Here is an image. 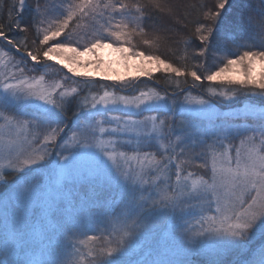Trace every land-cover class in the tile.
<instances>
[{
	"label": "snow or ice",
	"instance_id": "1",
	"mask_svg": "<svg viewBox=\"0 0 264 264\" xmlns=\"http://www.w3.org/2000/svg\"><path fill=\"white\" fill-rule=\"evenodd\" d=\"M0 186V264H264V0H0Z\"/></svg>",
	"mask_w": 264,
	"mask_h": 264
},
{
	"label": "rangeland",
	"instance_id": "2",
	"mask_svg": "<svg viewBox=\"0 0 264 264\" xmlns=\"http://www.w3.org/2000/svg\"><path fill=\"white\" fill-rule=\"evenodd\" d=\"M141 47L143 48V46H141ZM100 54L103 57V60L105 61V68L103 69V72L101 74L107 73L108 75H111L113 77H116L118 75L127 76L129 74H132V75L136 74L137 69H136V67H134V65L139 64L140 61H137V60L130 61V64L133 66L125 67V64L120 59L119 55L117 53L113 52L111 49H103ZM90 58H92V57L89 54H85V56L83 57L84 60H88ZM90 71L92 72L93 75H95V70H90ZM155 74H160V73H155ZM56 78H59V77H56ZM193 96H198V95L193 94ZM181 99H182V97H181ZM216 107L220 112H228V111L232 110V108H234L235 106L234 105L233 106H225V105H221V104H216ZM145 115H148V114L145 113ZM69 192H72L74 195L77 196L78 199L83 201V193L77 191L76 189H72L71 184H69L68 189H65L62 193H57L53 189L45 188V191L42 193V196L44 197V199L41 201V205L42 206L45 205L50 196L51 197H58V196L67 197V199H65V204L67 206V212L65 215V219H68L69 214L74 212V210L69 212V210H70L69 208L71 205H68L67 200L72 199V197L68 195ZM117 203H118V200L116 202H113L112 200H108L107 206L109 207L111 212L113 210L117 209ZM79 205H81V204H79ZM92 219L94 220L95 218H92ZM168 230L169 229H164L163 224H161V225H159L158 231L154 234V236L160 235L159 238H160L161 242H159L158 245H159V251L161 254H163L166 251L165 240H167L168 238L166 239L167 234L164 232L168 233ZM0 232H2V226H0ZM88 234L91 235L92 233H88ZM80 238L83 239V237H80ZM152 240H153V237H149L147 241L140 240L136 245V251L139 252L140 248L146 242L150 243ZM70 252H71V249L68 250V253H70ZM147 254H148V252H147ZM50 258H53V257H50L48 252L42 251L41 255L37 259L43 260V259H50ZM56 258H59V257H56ZM69 258H70V256L68 254H65L63 257V259H66V260ZM153 258H159V257H157L155 255V253H153Z\"/></svg>",
	"mask_w": 264,
	"mask_h": 264
},
{
	"label": "trees",
	"instance_id": "3",
	"mask_svg": "<svg viewBox=\"0 0 264 264\" xmlns=\"http://www.w3.org/2000/svg\"><path fill=\"white\" fill-rule=\"evenodd\" d=\"M172 2L173 3H178V4H181V5H187V4H190V3H195L196 2V0H172ZM214 2V0H207V3L209 4V6H211V4ZM184 9H182V11H183ZM30 40L32 39V36L30 35ZM142 46V45H141ZM160 52H161V54H169L168 53V50H167V46H162L161 47V49H160ZM155 76L156 77H158V78H160L161 80H163V75L160 73V74H155ZM142 80H146V78H142ZM149 83H151L150 81H149ZM193 94H195V95H200L201 93H200V91L199 90H193ZM215 103L216 104H221V105H225V106H233V103L232 102H230V101H226V100H222V99H217L216 101H215ZM235 106V105H234ZM147 114H149V113H147ZM7 192H8V189H7V187L6 186H0V197H4L6 194H7ZM79 204H81V205H79ZM72 205H74L75 206V209L72 207ZM72 205L70 206V210H69V212L70 211H73V210H79L80 208H85V218L86 219H92V218H96L97 216H99V215H103V214H105V213H107V214H110L111 213V210L109 209V207L106 205V207L105 208H96V207H91V206H89V205H85L84 203H83V201H81L80 199H73V201H72ZM164 226V225H163ZM170 225H169V227L168 228H165L164 227V229H169L168 230V233L167 232H164V233H166L167 234V236H166V239L167 240H165V242L167 243L168 241H169V238H170ZM160 236V235H159ZM159 236H154V238H155V240L156 241H158V244H159V242H161L160 241V238H159ZM147 243V242H146ZM146 243L140 248V250L141 249H143V255H141V256H139L138 258H140V259H143V258H145V257H148V258H153V255L152 256H149L148 254H149V252H151L152 251V249L151 248H148V247H146L145 245H146ZM150 243H153V240L150 242ZM156 244H154L153 243V247H156L155 246ZM41 252H42V250L40 249V248H37L36 250H35V252L33 253V256H34V258L35 259H37L40 255H41ZM147 252H148V254H147Z\"/></svg>",
	"mask_w": 264,
	"mask_h": 264
}]
</instances>
